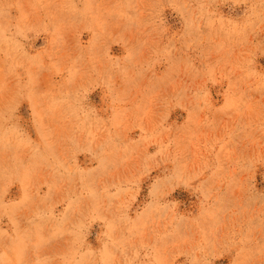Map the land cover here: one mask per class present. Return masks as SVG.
I'll return each mask as SVG.
<instances>
[{
	"label": "rangeland",
	"instance_id": "1",
	"mask_svg": "<svg viewBox=\"0 0 264 264\" xmlns=\"http://www.w3.org/2000/svg\"><path fill=\"white\" fill-rule=\"evenodd\" d=\"M0 264H264V0H0Z\"/></svg>",
	"mask_w": 264,
	"mask_h": 264
}]
</instances>
